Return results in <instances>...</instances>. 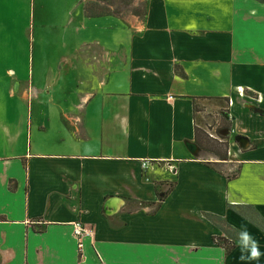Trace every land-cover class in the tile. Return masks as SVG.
<instances>
[{
    "label": "crops",
    "instance_id": "0c3cea01",
    "mask_svg": "<svg viewBox=\"0 0 264 264\" xmlns=\"http://www.w3.org/2000/svg\"><path fill=\"white\" fill-rule=\"evenodd\" d=\"M118 2L0 0V264H264V0Z\"/></svg>",
    "mask_w": 264,
    "mask_h": 264
},
{
    "label": "trees",
    "instance_id": "16d2710c",
    "mask_svg": "<svg viewBox=\"0 0 264 264\" xmlns=\"http://www.w3.org/2000/svg\"><path fill=\"white\" fill-rule=\"evenodd\" d=\"M120 2H128V0H120ZM119 10H114L110 11L109 13H118ZM229 129L230 128V123L226 122L224 119L220 120L219 126L216 128L217 131L222 130V129ZM195 140L198 142L201 147H212L215 145V149L217 154H220L221 157L226 156V143L225 142H220L217 139H214L210 137L204 130L201 128H195ZM232 210H234L236 213L250 221L252 224L257 226L259 229L264 231V220L263 218L257 213L255 208L251 205H232L231 206ZM211 221L213 220H218L217 216L213 215H208L207 216ZM220 229L223 231L224 235L223 236H218L214 237L215 242L220 245L221 247L224 248L225 252L228 253L230 252L234 246L237 243H246L247 241L245 240L243 233L240 231L226 226L223 227L222 225H219Z\"/></svg>",
    "mask_w": 264,
    "mask_h": 264
},
{
    "label": "rangeland",
    "instance_id": "374dc122",
    "mask_svg": "<svg viewBox=\"0 0 264 264\" xmlns=\"http://www.w3.org/2000/svg\"><path fill=\"white\" fill-rule=\"evenodd\" d=\"M128 3V2H127ZM126 2H118L116 6H114L113 9H110L109 10H120V9H123L125 8V6L127 5ZM101 9H99L98 11H107L108 8L103 5L101 7H99ZM135 11H141L142 10V5L136 9H134ZM219 104V102H218ZM211 101H206V100H197L195 101V106H196V109L198 110H201V112L204 111V115L206 117H203V120H202V127H204V129L208 132H210L212 135H214L215 137H217L218 139H221L222 142H227L229 143L230 140H236V138H234V136H229L227 134H224V132H222V134L220 133L221 131H217L216 128L219 126L220 124V119L223 118L222 115H218L217 114V108H213V106H211ZM8 107H11V104L9 103ZM10 109V108H9ZM27 110H30V106H28L26 103H25V111ZM227 120V119H226ZM228 122V121H226Z\"/></svg>",
    "mask_w": 264,
    "mask_h": 264
},
{
    "label": "built area",
    "instance_id": "2783aa9c",
    "mask_svg": "<svg viewBox=\"0 0 264 264\" xmlns=\"http://www.w3.org/2000/svg\"><path fill=\"white\" fill-rule=\"evenodd\" d=\"M141 165L143 168H146L148 166V162L146 160H142ZM168 169L173 172L174 166L169 165ZM73 226V234L76 237L77 247L80 248L82 245V237L87 235L89 231L79 221L75 222Z\"/></svg>",
    "mask_w": 264,
    "mask_h": 264
},
{
    "label": "clouds",
    "instance_id": "9594fccd",
    "mask_svg": "<svg viewBox=\"0 0 264 264\" xmlns=\"http://www.w3.org/2000/svg\"><path fill=\"white\" fill-rule=\"evenodd\" d=\"M243 236H244V238H245L246 241L249 239V236H248V234L246 232L243 233ZM252 256L253 257H258L259 256V251H258V248L256 247L255 242H253Z\"/></svg>",
    "mask_w": 264,
    "mask_h": 264
}]
</instances>
